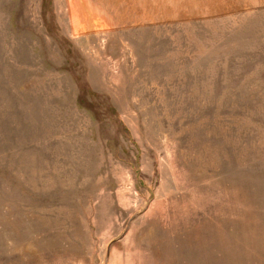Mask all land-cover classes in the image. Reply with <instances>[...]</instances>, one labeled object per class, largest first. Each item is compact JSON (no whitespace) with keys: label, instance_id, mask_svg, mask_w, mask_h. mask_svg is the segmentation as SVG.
Instances as JSON below:
<instances>
[{"label":"rangeland","instance_id":"1","mask_svg":"<svg viewBox=\"0 0 264 264\" xmlns=\"http://www.w3.org/2000/svg\"><path fill=\"white\" fill-rule=\"evenodd\" d=\"M0 264H264V0H0Z\"/></svg>","mask_w":264,"mask_h":264}]
</instances>
